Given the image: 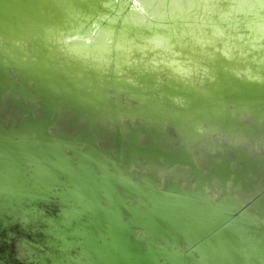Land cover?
Wrapping results in <instances>:
<instances>
[{"label":"water","instance_id":"1","mask_svg":"<svg viewBox=\"0 0 264 264\" xmlns=\"http://www.w3.org/2000/svg\"><path fill=\"white\" fill-rule=\"evenodd\" d=\"M0 264H264V0H0Z\"/></svg>","mask_w":264,"mask_h":264}]
</instances>
